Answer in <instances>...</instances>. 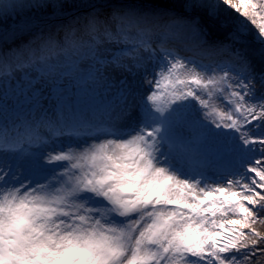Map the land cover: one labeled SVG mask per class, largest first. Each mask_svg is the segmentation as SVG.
<instances>
[{
    "label": "snow or ice",
    "instance_id": "obj_1",
    "mask_svg": "<svg viewBox=\"0 0 264 264\" xmlns=\"http://www.w3.org/2000/svg\"><path fill=\"white\" fill-rule=\"evenodd\" d=\"M0 264H264V0H0Z\"/></svg>",
    "mask_w": 264,
    "mask_h": 264
},
{
    "label": "rangeland",
    "instance_id": "obj_2",
    "mask_svg": "<svg viewBox=\"0 0 264 264\" xmlns=\"http://www.w3.org/2000/svg\"><path fill=\"white\" fill-rule=\"evenodd\" d=\"M36 88L42 89L45 95L48 93L47 86L39 81L38 77H36L35 84H30L23 75L14 77L7 82H0V106H23L25 94L30 95Z\"/></svg>",
    "mask_w": 264,
    "mask_h": 264
},
{
    "label": "trees",
    "instance_id": "obj_3",
    "mask_svg": "<svg viewBox=\"0 0 264 264\" xmlns=\"http://www.w3.org/2000/svg\"><path fill=\"white\" fill-rule=\"evenodd\" d=\"M262 230H264V229H262Z\"/></svg>",
    "mask_w": 264,
    "mask_h": 264
}]
</instances>
